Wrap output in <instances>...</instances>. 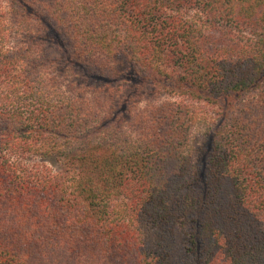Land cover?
I'll return each mask as SVG.
<instances>
[{
    "label": "trees",
    "instance_id": "16d2710c",
    "mask_svg": "<svg viewBox=\"0 0 264 264\" xmlns=\"http://www.w3.org/2000/svg\"><path fill=\"white\" fill-rule=\"evenodd\" d=\"M0 264H264V0H0Z\"/></svg>",
    "mask_w": 264,
    "mask_h": 264
},
{
    "label": "rangeland",
    "instance_id": "374dc122",
    "mask_svg": "<svg viewBox=\"0 0 264 264\" xmlns=\"http://www.w3.org/2000/svg\"><path fill=\"white\" fill-rule=\"evenodd\" d=\"M79 71H80V72H84L83 70H79ZM77 72H78V71H77ZM77 72H76V73H77ZM76 73H75V74H76ZM55 74H57V73L54 72V75H55ZM173 100H174V101L178 100V97H176V98H172V101H173Z\"/></svg>",
    "mask_w": 264,
    "mask_h": 264
}]
</instances>
